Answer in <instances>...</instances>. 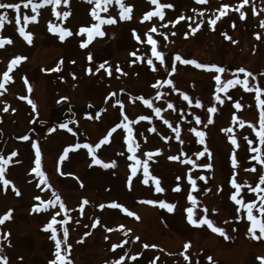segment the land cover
<instances>
[{
    "label": "rangeland",
    "instance_id": "rangeland-1",
    "mask_svg": "<svg viewBox=\"0 0 264 264\" xmlns=\"http://www.w3.org/2000/svg\"><path fill=\"white\" fill-rule=\"evenodd\" d=\"M0 2L21 4L19 13L12 9H0V14L6 12L8 18L0 36L13 40V44L0 48V80L11 59L17 56L27 58L14 67L10 73L13 80L5 85L7 91L0 95V154L7 157L12 151L17 152L5 176L21 193L16 196L12 185L5 191L0 183V216L12 210V218L0 224V256L7 258V264H48L49 260L55 258L54 241L50 239L51 230L45 231V226L57 212L60 213L56 215L57 221L64 219L65 213L56 203L47 210L32 211L34 205L40 204L34 197L40 196L45 202L54 201L53 193L59 194L65 206L70 209L67 215L71 216V220L64 225L54 224L53 227L60 239H63V228H68L67 244L71 245L69 258L73 264H105L121 256L125 257L122 264H150L151 261L155 264H261L257 257H264V239L254 240L250 237L247 233L250 223L246 220V214L243 211L237 213V206L230 200V194L235 191L230 184L233 175L230 156L233 151L237 153L239 161L235 170L238 183L255 187L259 183V175L264 174V165L251 159L256 154L250 151L245 140L247 137L253 141L251 147L264 151V146L259 144L255 132L248 125L251 122L257 129L259 127L260 109L255 100V92L245 91L241 85L229 87L227 93H219L224 100L220 104L214 97L215 71L184 65L176 61L175 56L179 54L183 59H195L206 65L224 67L225 73L220 74L222 81L232 79L234 73L243 79V74L236 70L244 67L255 77L249 78V84L264 88V28L260 27V22L264 20V0H249L241 9L245 12L244 19H240L239 12L233 10L239 7L241 0H208L205 4H198L196 0H160V3H171L174 6L163 9V20L157 16L149 20L142 19L146 12L155 10V5L150 4L149 0H122L125 5L133 6L131 19L121 20L119 6L113 3L107 12L101 11L99 14L105 18L114 17L117 22L103 25L105 37L95 38L87 48L79 46L81 41L87 39V35H77L80 27L95 22L90 16L93 5L86 0H70L67 6L61 4L57 11L71 12L66 20H58L50 5L41 8L38 22L28 23L26 27V31L33 35L31 45L18 32V27L24 26L23 16L34 14L30 7H23L26 0ZM34 2L39 3V0ZM222 4L232 7L217 20L213 30L209 20L219 15L217 10ZM181 15L185 17L184 20L171 23ZM17 16L20 17V25L15 22ZM188 17L193 19L189 20ZM201 20L204 23L195 34H191L189 25L196 27ZM49 22L70 29L73 35L61 42L58 34L48 30ZM153 26L157 32L150 34L157 40V49L164 53L163 65L152 56L151 45L147 43L149 29ZM133 29L140 36V42L134 38ZM186 32L189 33L187 37ZM224 33L236 43L225 39ZM257 33L261 36L259 40L256 39ZM133 51L137 56L130 55ZM89 52L93 56L91 62L87 60ZM148 59H152L156 65L155 72L147 65ZM61 60L62 65L59 63ZM133 60L136 63H131ZM104 61H108L106 67H111L112 76H108L103 69L95 75L86 72L88 67H92L95 72ZM173 65L176 67L175 73L171 72ZM57 66L60 71H44ZM117 66L127 75L117 73ZM25 77L31 85V92L24 82ZM168 79L173 81L174 88L179 91L164 83ZM157 81L160 84L153 87ZM113 92L116 95L109 96ZM158 92L159 99L156 98ZM183 94L192 99L191 105L183 100ZM22 96L35 103V111L27 99L20 98ZM229 96L231 99H228ZM141 97L150 100L152 108L144 105ZM261 98L264 99V94ZM197 99L203 107L195 106ZM117 101L123 104V115L133 121L130 126L140 145L135 155L143 160L146 158L143 153H155L159 149V153L149 160V171L151 175L160 178L161 186L165 189L163 193L155 192L151 179L148 185L141 182L142 169L133 177L132 188L129 190L127 180L131 174L129 166L133 161L128 159L132 154L127 152V134L123 128L117 129L110 143L101 146L96 153L105 162L115 160L114 168L90 166L91 156L83 148L69 152L63 162L59 161L64 148L77 142L95 146L108 130L121 123L123 115L121 104ZM236 102L242 105L241 109L234 107ZM168 103H172L174 109L168 108ZM214 104L218 111L209 114L207 109ZM5 105L8 106L7 112L3 111ZM156 107L162 109L160 116L154 112ZM209 115L213 119L211 124H207ZM232 115L244 120V127H240L238 121L233 122ZM140 116H149L151 119L138 120ZM196 116L200 117V124L196 123ZM164 120H168L173 128H180L183 144L176 139V134ZM61 123H67L73 132L59 128ZM153 128L155 131H151ZM191 128L206 133V145L198 143V138L189 131ZM226 128H232V132L222 131ZM23 135H28L29 140L19 139ZM229 135L235 136L239 148L231 145ZM32 143H37L41 149L42 169L51 187L43 184L39 188L36 186L39 180L30 172L35 156ZM205 146L212 154L210 160L207 154L199 158L195 155ZM169 156H179L180 160L191 158L197 164L211 163L213 167L193 168L180 160H170ZM253 167L256 171H245ZM189 169L197 181L196 191H192L187 179ZM61 171L65 175H60ZM200 175L206 177V182L198 179ZM177 176L180 177L179 181L176 180ZM177 184L180 185V191H174ZM190 191L198 201L194 207V218L199 219L205 215L203 209L206 207L208 217L215 226L224 228L230 239L225 240L206 225L197 228L187 222L186 208L192 206L187 200ZM240 196H243L245 202L257 198L256 193L247 188L241 191ZM84 199L89 203L83 206L81 213L80 205ZM148 199L174 203L175 210L168 213L158 204L142 202ZM112 202L127 207L140 219L136 220L120 209L108 207ZM100 204L105 207L101 209ZM213 209L217 211L213 212ZM241 215L245 218L238 219ZM97 218L100 224L93 228L92 224ZM120 225L124 228L121 229ZM107 228L114 230L108 232ZM127 229L131 231L125 235ZM137 236L139 240L134 239ZM185 243L191 245L187 250L184 249ZM113 244H121L122 247L113 251ZM144 244L156 247L146 249ZM66 248L67 245L62 244V250ZM134 255L137 258L132 260ZM184 255L189 260L186 261ZM209 256L212 261L207 259Z\"/></svg>",
    "mask_w": 264,
    "mask_h": 264
},
{
    "label": "snow or ice",
    "instance_id": "snow-or-ice-1",
    "mask_svg": "<svg viewBox=\"0 0 264 264\" xmlns=\"http://www.w3.org/2000/svg\"><path fill=\"white\" fill-rule=\"evenodd\" d=\"M70 0H39V3L34 2V0H26V2H24L23 7L24 8H31V12L34 13L33 15H24L23 16V21H24V26H20L18 27V32L19 35L29 44L31 45L33 43V35L29 32L26 31V27L28 23H32V22H38V16L40 15V9L45 7V6H51L52 7V12L53 14L57 17V19H63L66 20L70 15L71 12L70 11H63L62 13L60 11H57L58 7L63 4L64 6L69 5ZM87 3L93 5L91 11H90V16L92 17L93 21H95L94 23H92L90 26H82L79 28L77 35H87V39L83 40L80 42L79 46L81 48H87L89 46V44H91L93 42V40L97 37L99 38H103L105 37L106 33L103 30V25L108 24V25H112L115 24L116 18L114 17H102L99 13L101 11L107 12L108 11V7L111 6L113 3H115L116 5L119 6L120 9V13H119V18L121 20H130L131 19V13L133 10V6L132 5H125V3L122 2V0H86ZM208 0H196V3L198 4H205L207 3ZM149 3L152 5H155V10L154 11H148L144 14L143 16V20H149L151 19L153 16H157L159 17L161 20L164 19V11L163 9L165 8H173L174 6L171 3H160V0H149ZM249 0H241L239 7H235L233 10L239 12L240 14V19H244L245 18V12L241 11V9L244 7V5L248 4ZM229 4H222L221 7L217 10L219 12V15L216 16L215 18H211L209 20L210 25L213 26V30H214V26L217 23V20L220 19V17L224 16L227 14L228 10L230 9ZM0 9H12L15 10L16 13H19L21 10V4L20 3H4V2H0ZM193 11L195 12L196 10L193 9ZM253 12L255 13V9H253ZM200 15L202 16L203 13L201 12ZM7 13H3L0 14V31L3 30L4 27V23L7 20ZM185 17L183 15L179 16L177 21L175 22H171L173 24L178 23L180 20H184ZM189 20L193 19L192 17H188ZM10 22V21H9ZM16 24L20 25L21 24V20L20 17L17 16L16 18ZM204 23L203 20L200 21V24H197L196 27H192L191 25H189V28L191 29V34H195L196 31L198 30V28L200 27V25H202ZM232 27H235V24H232ZM260 27L264 28V20H262L260 22ZM48 30L50 32H52L53 34H58V38L61 42L65 41L66 38L71 37L73 35L72 31L66 27H61L58 24H53L51 22H49L48 25ZM157 32V28L155 26L151 27L149 29V34L147 35V43L151 45V53L152 56H154L156 58V60H158L160 62L161 65L164 64V53L159 51L157 49V40L154 39L152 37V35L150 33H155ZM173 35H175V33H172ZM161 35H164L163 33H161ZM189 35L188 32L185 33V37H187ZM225 39L230 40L233 44L236 43L235 40L232 39L231 36H229L227 33L223 34ZM133 36L134 38L140 42V36L136 33V30L133 29ZM165 39H167V37L165 36ZM256 39L259 40L261 39L260 34H256ZM13 44V40L10 37H3L0 36V48H3L5 45H11ZM131 56H137V53L135 51H133L132 53H130ZM27 58L24 56H17L14 57L13 59L10 60L9 64H8V68L6 71H4L2 73V80H0V95H3L4 92L7 91V88L5 87L6 84L12 82L13 77L10 75V73L13 71L14 67L18 66L20 64L21 61L26 60ZM87 60L89 62H91L93 60V56L91 54V52L88 53L87 55ZM175 60L179 61L180 63L184 64V65H193L198 69H212L215 71L216 75L213 76L214 81L216 82V87H215V101L219 102L220 104L224 103V100L221 98V96L219 95V93L223 92V93H227L229 87H233L235 85H241L245 91L248 92H255V100L257 103L258 108L260 109L259 111V127L257 129L255 124H252L251 122H248L249 127L255 132L256 137L258 138L259 144L261 146H264V99L261 98L262 94H264V88H261L259 86H255V85H250L249 84V78H253L254 74L249 71L246 70L244 67H239L236 72L237 73H242L243 74V79L240 78L239 75L237 74H233V78L232 79H228L227 81H222V77L220 74L225 73L226 69L224 67H219L216 66L215 64L212 65H206L203 63H200L198 61H196L195 59H183L179 54H177L175 56ZM61 65L63 64V61L61 60L59 62ZM74 63V61H73ZM131 63H136V60L131 61ZM106 65H108V61H104L102 63H100L98 65V67L95 69V72H93L92 67H88L86 69V72L88 74H92L95 75L96 73H99L102 69L107 73L108 76H112V69L110 66L106 67ZM147 65L150 66L151 70L153 72H155L157 70L156 65L153 63L152 59H148L147 60ZM44 71H60V67L57 66L54 69H45ZM115 71L117 73H120L122 75H127V73L123 72V70L117 66L115 68ZM171 72L175 73L176 72V67L173 65L171 67ZM264 75V74H262ZM73 78H75V75L73 74ZM24 82L26 85H28V91L31 92L32 88L31 85L28 84V80L25 77L24 78ZM164 83L173 86V90L175 91H179L178 89L174 88V84L173 81L171 79L166 80ZM160 84L159 81H157V85H153V87H157ZM123 91V90H121ZM116 93H110L109 96H115ZM160 97V93H157V99H159ZM21 99H27L26 97H20ZM183 100L187 101L189 105H191L193 103L192 99L187 95V94H183ZM107 99V98H106ZM143 100L144 105H146L149 108H152V102L150 100L147 99H143L142 97L140 98ZM228 99H231V97L229 96ZM27 102L32 106L33 111L36 110V105L35 103H33V101L31 99H27ZM117 103L121 104V115H123V104L120 101H117ZM195 106L196 107H203V105L201 104V101L199 99H197L195 101ZM168 108L170 109H174V105L172 103H168L167 105ZM234 107L236 109H241L242 105L239 102H236L234 104ZM3 111L7 112L8 111V106L5 105V107L3 108ZM12 111H15V109H12ZM162 109L160 107H156L154 108V112L157 116H160ZM209 114H214L218 111L217 107L215 106V104L211 107H209L207 109ZM91 118V117H90ZM96 118H99V113H97ZM151 117L149 116H140L138 117V120H150ZM161 119H163V117H161ZM233 122H239L240 127H244L245 125V121L240 119L239 117H237L236 115H232L231 117ZM195 121L197 124L201 123V119L199 116L195 117ZM133 123V121H129L128 117L126 115H123V120L121 121V123H117L114 127H112L110 130H108L107 134L105 136H103V138H101L99 140L98 143L95 144V146H93L92 144L89 143H84V144H80L79 142H77L75 145H71L69 147L64 148L63 150V154L59 157V161L63 162L67 157L69 152L71 151H75L78 149H87V153L89 156H91V164L92 165H97V166H101L104 169H108V168H114L116 166V161H110V162H105L104 160H102L101 158H99L96 153L97 150L101 148V146L106 145L108 143H110V138L112 137L113 133H115L117 131V129L123 128L126 131V137H125V143L127 145V152L131 153L132 155H130L128 157L129 160L133 161V163L129 166L130 167V176L128 177L127 180V186L129 188V190H131L132 188V181H133V177L137 176V173L140 169H142V173H143V180L141 181L143 184L148 185L149 184V180L151 179V181L154 183L155 185V192L157 193H163L165 191V189L161 186V181L160 178L154 175L150 174L149 171V160H151L154 155L159 153V149L156 150V152H152V151H148L143 153L142 155H144L146 158L145 159H140V157H138L137 155H135V153L137 152V150L140 148V145L136 142L134 135H133V128L130 126V124ZM164 123L168 125L169 128H172V131L176 134V139L180 140V128L179 127H175L173 128L172 125L169 123L168 120H164ZM213 123V119L212 116L209 115L208 116V120H207V124H211ZM207 124H205V127H207ZM59 128L61 129H67L68 132H73V129L68 127L67 123H61L59 124ZM55 129H52V131H54ZM151 131H155V128L151 129ZM190 132L194 133L195 137L198 138V143L201 145H206V133L204 131L201 130H197L196 128H191L189 129ZM222 131H225L227 133H231L232 132V128H226V129H222ZM75 135V133H73ZM19 139L24 140V141H28L29 140V136L28 135H23L21 137H19ZM228 139L231 143L232 146H234V148H239L240 145L237 141V139L235 138V136L229 135ZM245 140H247L248 145L250 146V151L252 153H255L256 155L251 156V159L254 161H258L261 165H264V151H262L261 148H257V147H251L253 141L252 140H248L247 137H245ZM180 143L183 144V141L180 140ZM32 148L35 150V156H34V166L31 168L30 172L31 174H34L36 178H38L39 183H37V187L39 188L41 184L47 186V187H51V185L48 182V178L46 175V172L42 169V152L41 149L39 147V145L37 143H32ZM205 154H207L208 159H211V152L210 150L205 146L203 148L202 151H198L195 155L199 158V157H204ZM121 155H123V153H121ZM17 156V152L16 151H12L10 155H8L7 157H5L3 154H0V183L3 184L5 191L7 190L9 185H12V190L15 192L16 196H20L21 193L20 191L15 187L14 184H12V181H10L9 179L6 178L5 174L7 171V167L10 163H12V158ZM168 159L176 161V160H180L179 156H169ZM181 163H185L188 165H191L193 168L195 167H199V168H205V169H212L213 165L211 163H203V164H197L195 160L191 159V158H186L184 160H180ZM230 162H231V167L233 168V175L232 178L230 179V184L231 186L235 189V191L233 193L230 194V200L232 202H234V205L237 206L236 207V212L237 213H241L242 211L246 214V220L250 223V226L247 228V233L250 235V237L254 240H261L264 239V187H261L262 185H264V174L259 175V183H257L255 185V187L251 186V185H247V184H241L237 182L236 179V169L238 168V158H237V153L235 151H233L231 153L230 156ZM245 171H256V169L250 168V169H245ZM191 173V169H189V175L187 176V179L191 185V189L192 191H196L197 190V181L196 179H194L192 177ZM60 175H65V173H63L62 171L60 172ZM198 179L200 180H204L206 182V177L203 175H200L198 177ZM176 180L179 181L180 177L177 176ZM81 187H83L82 183H81ZM247 188L248 191L256 193V200H252L249 202H245L243 196H240L241 191ZM219 190V189H218ZM43 191V189H42ZM174 191H180V185L177 184L176 187L174 188ZM192 191H190L187 195V200L191 202L190 207L186 208V219L187 222L192 225L193 227H203V226H207L208 229H210L213 233H217L219 234L221 237H223L225 240L230 239V237L228 236V234L225 232V229L222 227H218L214 225V222L212 219H210L207 215L208 209L205 207L203 209V212L205 213V215H203L202 217H200L199 219H195L194 218V207L197 206V198L196 196H194L192 194ZM55 200H48V201H43L41 199L40 196H36L34 197L35 200L40 201V204L34 205L32 208L33 212H40L42 210H47V208L50 205H53L54 203L59 205V209L62 210L65 213V218L57 221L56 220V215H59L60 213L57 212L56 215H54L51 219V221L45 226V231L47 230H51V236L50 239L52 241H54V248H55V252H54V259L49 260L48 264H73V261L69 258V250L71 249V245L67 244L68 241V236H69V230L67 227L63 228V239H60L57 237V230L56 228L53 227L54 224H61L64 225L68 220H71V216L67 215L68 212L70 211V209H68L65 204L63 203L61 197L59 194L53 193ZM258 201V203H257ZM143 203H147L149 205H155L158 204L159 207L161 209H165L168 213H172L175 210L176 205L174 203H168L165 202L164 200H152V199H148L145 201H142ZM89 203V201L87 199H84L82 204L80 205L81 208V213L83 212V206L87 205ZM99 207L101 209H103L105 207L104 204H100ZM108 207L113 208V209H120L122 210L124 213H126L129 217H134L136 220H139L140 217L133 211H130L127 207L116 203V202H112L108 205ZM213 212L217 211L216 209L212 210ZM255 213H259V215L255 214ZM12 218V210L9 209L7 213H5L3 216H0V224H3L5 221L10 220ZM238 219H244L245 216L241 215L237 217ZM77 223H79V221H77ZM225 223H227V221H225ZM100 224V220L99 218H97L93 224L92 227L95 228L97 225ZM121 229L124 228L123 225L119 226ZM108 232H112L114 229L112 228H107L106 229ZM235 231V229H233ZM257 230L259 232V235H257ZM131 229H127L125 230V235H127L128 232H130ZM85 235H88V233H85ZM105 239L107 240L108 237L105 236ZM135 240H139V237H134ZM125 243H127V241H125ZM62 244L67 245V248L62 250ZM190 243H185L184 244V249L187 250L190 247ZM112 250L114 251L116 248L118 247H122L121 244H113L112 246ZM144 248H149V247H156V245H149V244H144L143 245ZM139 255V253L137 254ZM137 255H134L131 257L132 260H135L137 258ZM183 255V253H182ZM125 257L121 256L119 259L113 260V261H106L105 264H122V262L124 261ZM184 259L187 261L189 260V257L187 255H184ZM207 259L209 261H212V257L209 256L207 257ZM258 260H260L261 264H264V257H257ZM0 262H2V264H7V258L0 256ZM150 264H155L154 261H151ZM198 264V262H197Z\"/></svg>",
    "mask_w": 264,
    "mask_h": 264
}]
</instances>
